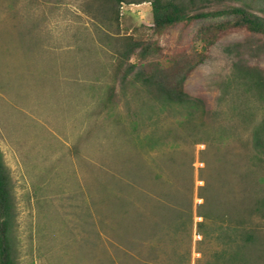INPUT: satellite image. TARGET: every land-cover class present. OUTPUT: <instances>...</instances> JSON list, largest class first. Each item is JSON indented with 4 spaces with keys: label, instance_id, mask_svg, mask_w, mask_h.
Listing matches in <instances>:
<instances>
[{
    "label": "rangeland",
    "instance_id": "rangeland-1",
    "mask_svg": "<svg viewBox=\"0 0 264 264\" xmlns=\"http://www.w3.org/2000/svg\"><path fill=\"white\" fill-rule=\"evenodd\" d=\"M132 1L114 20L106 0H0V150L14 187L17 264H209L219 247L197 233L198 187L221 152L253 157L264 102L237 90L236 53L225 49L247 33L223 34L186 80L218 112L213 123L134 97L117 80L123 37L152 25L149 2ZM244 1L264 11V0ZM205 21L166 30L164 54L201 51L194 37ZM251 40L245 57L264 69V37ZM208 144L212 169L202 173Z\"/></svg>",
    "mask_w": 264,
    "mask_h": 264
},
{
    "label": "trees",
    "instance_id": "trees-1",
    "mask_svg": "<svg viewBox=\"0 0 264 264\" xmlns=\"http://www.w3.org/2000/svg\"><path fill=\"white\" fill-rule=\"evenodd\" d=\"M106 1L114 20L119 18V8L123 3L135 2ZM145 1L149 2L152 14V25L143 26L149 33L136 28L133 34L123 37L118 50L116 78L127 89L126 92L134 97L145 96L155 105L189 109L190 114L200 112L205 120L216 122L218 112L204 98L189 94L185 83L190 73L207 59V51L223 34L234 28H243L247 37L225 48L228 52L236 53L233 78L238 91L244 95H259L264 102V69L251 64L245 57L251 39L264 37L263 10H260L262 14H258L244 0H237L238 4L220 3L219 0H206L204 3L202 0L204 7L210 4L216 6L213 11L207 12L194 0H142ZM200 21L205 22L198 28L194 43L201 46V51L183 48L170 56L164 54L157 42L159 36L178 25H182L185 31ZM230 84H233V80ZM249 143L253 157L240 159L221 152L211 177H200L204 184L198 187V196L203 202L198 205L197 216L202 220L196 222L197 233L203 236L204 242L215 241L219 245L212 253L209 264H264V223L254 221L256 214L264 219V113L253 128ZM212 146L208 144L204 150L202 173L211 172L212 164L205 156L211 152ZM232 166L238 169L235 171L238 178L233 175ZM256 168L263 171V175H256ZM234 178L239 179L237 187L233 184ZM144 186L148 187V184ZM13 190L10 170L0 150V264H17L14 236L17 211ZM257 194L262 195L259 197ZM177 214L179 219L178 211ZM191 214L189 221L193 226ZM173 223L178 229L186 225L185 221L173 220Z\"/></svg>",
    "mask_w": 264,
    "mask_h": 264
}]
</instances>
